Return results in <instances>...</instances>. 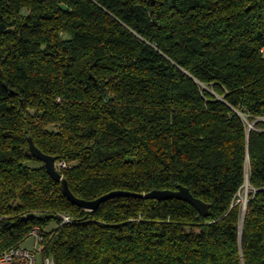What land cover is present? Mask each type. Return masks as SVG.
<instances>
[{
  "label": "trees",
  "instance_id": "trees-1",
  "mask_svg": "<svg viewBox=\"0 0 264 264\" xmlns=\"http://www.w3.org/2000/svg\"><path fill=\"white\" fill-rule=\"evenodd\" d=\"M262 49L264 0H0V255L39 227L54 264H264ZM29 137L79 198L210 214L84 209Z\"/></svg>",
  "mask_w": 264,
  "mask_h": 264
},
{
  "label": "water",
  "instance_id": "water-1",
  "mask_svg": "<svg viewBox=\"0 0 264 264\" xmlns=\"http://www.w3.org/2000/svg\"><path fill=\"white\" fill-rule=\"evenodd\" d=\"M29 142H30V147H31V150L34 156L45 163L48 173L51 175V177L54 180L61 182L62 189L66 197L72 203L84 209L96 210L99 208V206L104 201L112 197H115V196H135V197H140V198L157 199V200L179 199V200H183V201H186L192 204L205 217H207L210 214V204L194 196L190 188L184 185H178V188L176 190L156 189V190L150 191L145 194L117 190V191H112L110 193L102 195L99 198L94 199V200H86V199L79 198L76 195H74V193L71 191L69 187L67 179L64 178L62 173L57 169L56 157L46 154L43 151H41L36 146V144L34 143L31 137H29ZM35 216L42 218L44 217V214L37 213ZM57 218L63 219L62 216H58Z\"/></svg>",
  "mask_w": 264,
  "mask_h": 264
},
{
  "label": "built area",
  "instance_id": "built-area-1",
  "mask_svg": "<svg viewBox=\"0 0 264 264\" xmlns=\"http://www.w3.org/2000/svg\"><path fill=\"white\" fill-rule=\"evenodd\" d=\"M264 56V49H262ZM62 166H66V163H62ZM237 202H241L238 199ZM246 202L242 203L243 209L246 208ZM70 217L64 216V222H69ZM32 236L36 238L35 249L31 250L22 246L13 247L3 254L0 255V264H37V251L41 248V243L43 241V235L39 227H35L32 231ZM45 264H54V262L47 258L45 259Z\"/></svg>",
  "mask_w": 264,
  "mask_h": 264
},
{
  "label": "rangeland",
  "instance_id": "rangeland-1",
  "mask_svg": "<svg viewBox=\"0 0 264 264\" xmlns=\"http://www.w3.org/2000/svg\"><path fill=\"white\" fill-rule=\"evenodd\" d=\"M248 125H249V127H253L252 123H249ZM249 194H250V188H249V185L246 184L244 186V188L238 194V198L241 200L242 203H244V201L247 203ZM24 243H25V246L24 245L23 246L25 248L34 250L35 244H36L35 236L29 237ZM37 264H45V259H44L42 252H41V248L39 251H37Z\"/></svg>",
  "mask_w": 264,
  "mask_h": 264
},
{
  "label": "crops",
  "instance_id": "crops-1",
  "mask_svg": "<svg viewBox=\"0 0 264 264\" xmlns=\"http://www.w3.org/2000/svg\"><path fill=\"white\" fill-rule=\"evenodd\" d=\"M24 246H25V243H24Z\"/></svg>",
  "mask_w": 264,
  "mask_h": 264
}]
</instances>
